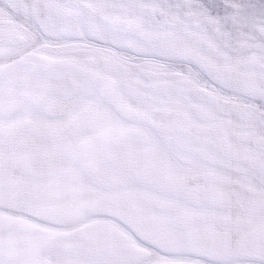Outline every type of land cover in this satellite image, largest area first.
I'll use <instances>...</instances> for the list:
<instances>
[{"label":"snow or ice","instance_id":"snow-or-ice-1","mask_svg":"<svg viewBox=\"0 0 264 264\" xmlns=\"http://www.w3.org/2000/svg\"><path fill=\"white\" fill-rule=\"evenodd\" d=\"M0 264H264V0H0Z\"/></svg>","mask_w":264,"mask_h":264}]
</instances>
